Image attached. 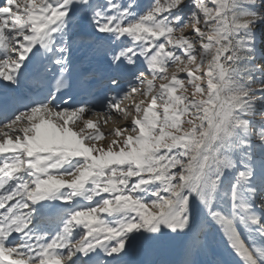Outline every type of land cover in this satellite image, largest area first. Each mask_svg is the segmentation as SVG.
I'll return each instance as SVG.
<instances>
[{
	"label": "snow or ice",
	"instance_id": "1",
	"mask_svg": "<svg viewBox=\"0 0 264 264\" xmlns=\"http://www.w3.org/2000/svg\"><path fill=\"white\" fill-rule=\"evenodd\" d=\"M0 264H264V0H0Z\"/></svg>",
	"mask_w": 264,
	"mask_h": 264
},
{
	"label": "rangeland",
	"instance_id": "2",
	"mask_svg": "<svg viewBox=\"0 0 264 264\" xmlns=\"http://www.w3.org/2000/svg\"><path fill=\"white\" fill-rule=\"evenodd\" d=\"M139 2L143 4V3H147L148 0H139ZM137 99H139V97H137ZM128 103H129L128 101H124V104L125 105L128 104ZM92 118L93 119H96V117H92ZM109 126H111V124ZM102 130L103 131H106L107 129L102 128ZM155 257H159V256H153V255H146V254H144V255H140V256L136 257V259H140V260H153Z\"/></svg>",
	"mask_w": 264,
	"mask_h": 264
},
{
	"label": "bare ground",
	"instance_id": "3",
	"mask_svg": "<svg viewBox=\"0 0 264 264\" xmlns=\"http://www.w3.org/2000/svg\"><path fill=\"white\" fill-rule=\"evenodd\" d=\"M161 257H155L153 260H158V259H160Z\"/></svg>",
	"mask_w": 264,
	"mask_h": 264
}]
</instances>
